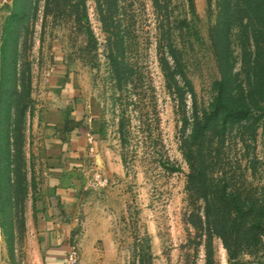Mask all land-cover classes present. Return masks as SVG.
<instances>
[{
	"label": "rangeland",
	"instance_id": "obj_1",
	"mask_svg": "<svg viewBox=\"0 0 264 264\" xmlns=\"http://www.w3.org/2000/svg\"><path fill=\"white\" fill-rule=\"evenodd\" d=\"M73 1L53 10L47 0H0V264H66L70 251L78 264H208L203 203L187 189L194 101L181 73L211 111L218 55L234 72L245 51L256 57L263 24L253 0H116L109 32L97 0L87 12ZM253 100L223 150L230 174L247 166L261 194L262 89ZM89 133L93 146L74 158L81 189L64 204L51 199L49 154ZM211 242L214 264H264L250 254L231 262L222 239Z\"/></svg>",
	"mask_w": 264,
	"mask_h": 264
},
{
	"label": "trees",
	"instance_id": "obj_2",
	"mask_svg": "<svg viewBox=\"0 0 264 264\" xmlns=\"http://www.w3.org/2000/svg\"><path fill=\"white\" fill-rule=\"evenodd\" d=\"M97 1L101 21L109 32L114 23L116 0ZM153 1L160 6L161 0ZM71 2L74 1L47 0V8L54 10V7L67 6ZM78 2L87 12V0H77L74 7ZM249 7L255 17L262 19L263 24L262 27H254L256 57L253 61L252 53L245 51L242 69L234 72L229 54L218 55L221 80L217 103L211 111L202 112L199 109L196 91L186 73H181L184 80L181 90L183 97L191 95L194 101L193 115L189 116L186 112V122L192 125V134L187 136L184 147L190 165L187 189L191 199L203 203L202 222L209 236L208 264H214L211 242L214 236L222 239L231 262L240 260L245 254L264 256V193L259 194L257 186L249 182L245 173L248 171L247 166L239 175L230 174L229 167L231 171L233 167L226 161L229 154L226 149L223 150L229 128L241 126L250 119L258 105V100L251 101L252 97L256 98L259 89L264 93V0H253ZM90 37L92 42L95 37L92 33ZM252 69L254 75L251 77ZM167 75L173 80L177 78L170 69H167ZM243 75L250 76L249 80H244ZM214 133L221 134V139L216 149L212 150L209 146L214 140ZM206 148L209 149L208 153ZM219 172L222 173L219 175Z\"/></svg>",
	"mask_w": 264,
	"mask_h": 264
},
{
	"label": "crops",
	"instance_id": "obj_3",
	"mask_svg": "<svg viewBox=\"0 0 264 264\" xmlns=\"http://www.w3.org/2000/svg\"><path fill=\"white\" fill-rule=\"evenodd\" d=\"M2 1V0H1ZM94 138L89 133L80 142L77 140L70 141L66 145L58 147L56 152L49 154V189L51 199L62 201L63 204L69 201L75 195L77 190L81 189L82 181L79 172L74 171V166L79 163L74 159L82 154L88 147L93 146ZM91 145V146H89ZM48 199L42 200V206H47Z\"/></svg>",
	"mask_w": 264,
	"mask_h": 264
},
{
	"label": "built area",
	"instance_id": "obj_4",
	"mask_svg": "<svg viewBox=\"0 0 264 264\" xmlns=\"http://www.w3.org/2000/svg\"><path fill=\"white\" fill-rule=\"evenodd\" d=\"M66 264H78V257L76 252L70 251Z\"/></svg>",
	"mask_w": 264,
	"mask_h": 264
}]
</instances>
